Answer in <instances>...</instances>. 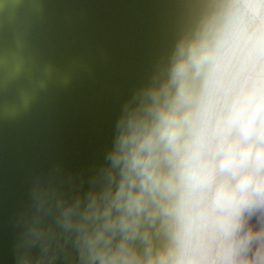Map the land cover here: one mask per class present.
<instances>
[{
  "label": "clouds",
  "instance_id": "9594fccd",
  "mask_svg": "<svg viewBox=\"0 0 264 264\" xmlns=\"http://www.w3.org/2000/svg\"><path fill=\"white\" fill-rule=\"evenodd\" d=\"M193 2L87 188L34 184L17 264H264V0Z\"/></svg>",
  "mask_w": 264,
  "mask_h": 264
},
{
  "label": "water",
  "instance_id": "95a60500",
  "mask_svg": "<svg viewBox=\"0 0 264 264\" xmlns=\"http://www.w3.org/2000/svg\"><path fill=\"white\" fill-rule=\"evenodd\" d=\"M193 0H0V264L40 180L104 163L123 103L198 11Z\"/></svg>",
  "mask_w": 264,
  "mask_h": 264
}]
</instances>
